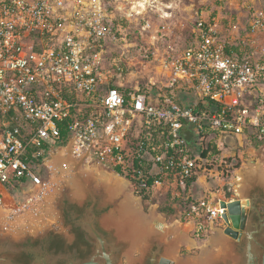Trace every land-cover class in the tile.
<instances>
[{"label":"built area","instance_id":"2783aa9c","mask_svg":"<svg viewBox=\"0 0 264 264\" xmlns=\"http://www.w3.org/2000/svg\"><path fill=\"white\" fill-rule=\"evenodd\" d=\"M220 18L200 12L183 50L153 52L161 77L143 85L112 54L119 28L104 0H0V206L13 188L31 190L26 209L51 192L59 145L174 198L212 174L225 134L240 145L263 140L264 10L251 13L242 41L224 34ZM184 91L193 104L180 102ZM190 124L196 151L182 134ZM189 199L198 237L228 225L220 201Z\"/></svg>","mask_w":264,"mask_h":264},{"label":"rangeland","instance_id":"374dc122","mask_svg":"<svg viewBox=\"0 0 264 264\" xmlns=\"http://www.w3.org/2000/svg\"><path fill=\"white\" fill-rule=\"evenodd\" d=\"M104 1L106 7L115 17L116 27L119 28L118 40L111 45L112 54L118 58V62L121 60V63L128 65L127 79L133 83L141 82L143 85L149 79L156 80L161 77L158 75L157 64L159 63H155L152 59L153 52L163 56L168 51L176 53L183 50L190 40L191 27L200 12H204L205 15L220 16V27L224 34L233 37L235 41H242L248 33L247 26L251 13L257 9L264 10V0ZM170 93L173 95L175 91L170 90ZM154 96L156 98L157 93ZM195 98L194 93L186 91L179 95L180 102L183 101L187 105L193 104ZM155 102L156 100H154ZM193 129L194 125L190 124L182 134L191 149L196 151L197 144ZM243 143V145L238 143V147L235 149L225 147L214 152L209 158L213 175L207 174L208 176L205 178L204 174H201L199 180L191 183L186 192H181L180 197L176 196L177 199H166L159 191L151 195L149 201L144 202L134 192L142 199L146 211L156 205L169 224L175 221L182 223L190 221L185 203L186 197L189 195H192L190 197L194 199L198 196H206L210 203L233 199L245 201L250 198L252 205H245L244 208L245 219L241 228V238L236 240L228 234V245H225L227 248L218 247L220 245L214 248L213 264H236V261L244 254V251L238 248L236 250V247L239 244L245 245L250 235H252L255 245L259 246H257L259 257L262 256L264 250V225H260L264 219V208L260 211L256 207L257 202L262 196L264 197V173L261 174L259 169H256L255 172L253 167V165L264 167V144L257 146L248 139H245ZM70 146L67 144L55 147L51 159L63 148L71 150ZM73 157L74 163L77 164L78 175L81 177L79 178L82 180L81 187H73L67 178H63L61 183L56 185V190L51 192L52 195L48 194L44 196L43 200H40L42 204L38 208H34L32 205L28 209L25 208V203L31 190L22 192L24 188L19 187L10 191L13 200L10 204L7 203L0 208L7 209L14 214H24L28 210L34 209L33 212L37 213L34 219L37 220L35 222L34 219L30 220L27 224L19 226L20 228L15 226L8 228L6 224L0 225V264H19L15 258L21 252L31 255L30 261L26 264H71L77 262L74 260L76 256L72 250L50 251L44 244L45 234L50 231L59 232L66 239L72 240L69 229L75 223L81 226V222L87 218H90L91 224H95L101 239L97 238V240L101 243L103 240L106 241L107 252L115 258L112 263L108 264H160L162 256L171 258L176 261V264H179L180 259L199 256L200 246L209 241L218 229L224 232L225 226L219 223L216 224L217 228L207 231L201 237H198L193 230L190 231V236L198 244L196 247L180 243L173 245L172 236L156 232L151 234V237H146V240L141 241V244L139 243L134 248L132 247L133 241L126 234L118 231L116 227L108 224L107 221L108 217L113 214L120 219L121 216L117 212L124 209V194L121 192L112 194L110 182L101 174V172L115 174V171L109 166L99 164L97 159ZM229 157L241 159L240 167L235 168L228 164ZM83 169H89L90 173H84ZM47 178L54 185V172H48ZM128 190L133 191L131 185L128 186ZM173 191L179 192L176 189ZM76 192L80 193L76 194ZM161 206H172L174 212L163 213L160 211ZM67 208L68 211L64 214V209ZM229 222H233L232 218H229ZM116 225L121 229L120 222H116ZM18 231L19 233L16 235ZM173 246L176 247V252L171 250ZM96 252L101 254V250L92 244L91 251L86 258L94 256ZM228 257H232V260H229Z\"/></svg>","mask_w":264,"mask_h":264},{"label":"bare ground","instance_id":"6f19581e","mask_svg":"<svg viewBox=\"0 0 264 264\" xmlns=\"http://www.w3.org/2000/svg\"><path fill=\"white\" fill-rule=\"evenodd\" d=\"M49 163L52 165L54 172V185L52 190H50L51 192L56 190V185H59L63 178H67L73 187H81L82 180L80 179V175H78L79 173L76 169L77 164L74 163V157L70 148L61 149ZM253 167L254 171L259 169L261 174L264 173V167L262 165H253ZM82 171L87 174L90 173L89 169H83ZM101 174L110 182V191L112 194L120 192L124 194V209L121 212H117L121 218L118 219L113 214L108 217L107 221L109 222L108 224L116 227L118 231L126 234L127 237L133 241L132 247H137L141 241L146 240V237L148 238L151 234L156 232L164 234L165 236H172L173 245L180 243L189 245L190 247L198 246L197 242L190 236V231H192L194 227L193 222L189 221L187 223H182L180 221H175L171 224L167 223L166 219L158 211L156 205L152 206L148 211L145 210L142 199L138 197L134 191L128 190L130 183L125 178L108 172H101ZM51 192H47V194H38L37 197H41L40 200H43L44 196L48 194L52 195ZM79 193L76 192V194ZM40 200L34 202V208H38L42 204ZM228 209H230V205L227 207V210ZM33 211L34 209H30L24 214H14L7 209L0 208V225L6 224L8 228H12V226L20 228L19 226H22L24 223L27 224V222H30V220L35 218L37 213ZM36 220L37 219H34V222ZM116 222L121 223V229L116 225ZM230 224L233 225V222ZM18 233L19 231L16 235H18ZM225 234L226 233H224L223 230L218 229L217 233L213 235L209 241L200 246L201 253L199 256L180 259L179 264H213L214 260L212 255L215 251L214 248L218 245H220L218 247L227 248L225 245H228V234ZM171 250L176 252V247L173 246ZM228 258L229 260H232V257Z\"/></svg>","mask_w":264,"mask_h":264},{"label":"flooded vegetation","instance_id":"af4514ba","mask_svg":"<svg viewBox=\"0 0 264 264\" xmlns=\"http://www.w3.org/2000/svg\"><path fill=\"white\" fill-rule=\"evenodd\" d=\"M248 206H250V205H248ZM243 207L245 208V205H243ZM256 207H258L260 211H261L262 208H264V197L263 196L257 202ZM67 211H68V208L64 209V214L67 213ZM91 222L92 221L90 220V218H87L86 220L81 222V226L82 227L78 226V224L75 223L72 226V228L69 229V233L72 235V240H70L69 238L66 239L62 233L50 231V232L45 234L46 237H45V240H44V244L46 245V247L50 251L65 252L67 250H72L73 252H75V256L76 257H74V260H77V262H72L71 264H82L83 262L90 261V260H93V261H95L98 264H101V263H104V264L112 263L115 260V258L110 256V254L107 252V242L106 241L104 242V240H103L102 243H101V241L97 240V237L92 235L84 227L85 223L89 227V224ZM260 225L261 226L264 225V219H263V222ZM251 236L252 235H250V237ZM55 240H59L62 243V248L52 247V242L55 241ZM247 241H248V239H247ZM247 241H246L245 245L239 244L236 247V250L238 248L241 251H244L245 247L247 246ZM252 243H253V246L258 249L259 246L255 245L253 239H252ZM92 244H95L97 249L101 250V254L96 252L94 254V256H90V257L86 258L88 256V253H90V251H91ZM99 245L101 247H98ZM263 256H264V250H263V253H262L261 257H259V255H258L259 264H263ZM30 258H31L30 254H28L26 252H21L20 254H18L16 256L15 261L17 263H19V264H26V263H28L30 261Z\"/></svg>","mask_w":264,"mask_h":264},{"label":"water","instance_id":"95a60500","mask_svg":"<svg viewBox=\"0 0 264 264\" xmlns=\"http://www.w3.org/2000/svg\"><path fill=\"white\" fill-rule=\"evenodd\" d=\"M223 141L231 149H235L238 147V139L232 133L225 134L223 137ZM115 174L121 177L119 173L115 172ZM220 204L224 208H227L230 204V209H228V212L224 214V218L228 222V225L224 228V233L231 235L233 239L236 240L240 239L242 235L241 228L245 219V211L243 205H251L252 204L251 199L248 198L245 201H242L241 199H233L231 201L221 200ZM229 218H232L233 225L230 224ZM84 227L92 235L100 239L99 233L93 224L90 223L88 227L85 223ZM98 247L101 246L99 245ZM256 249L257 248L253 246L252 236H251L247 241V246L245 247L244 254L236 261V264H259ZM82 264H98V263H96L93 260H90L83 262ZM160 264H176V261L171 258L162 256L160 259ZM263 264H264V256H263Z\"/></svg>","mask_w":264,"mask_h":264},{"label":"trees","instance_id":"16d2710c","mask_svg":"<svg viewBox=\"0 0 264 264\" xmlns=\"http://www.w3.org/2000/svg\"><path fill=\"white\" fill-rule=\"evenodd\" d=\"M236 49H237V47H236ZM247 132H249V131H247ZM62 133H63V139L66 140V138H67V131L63 129ZM251 142H253L255 145L258 146V145L264 144V139L263 140H260L257 137H254V138H252V141ZM215 152H217L216 149H215ZM205 155H206V153H204V156ZM227 163L228 164H231L232 167L239 168L240 165H241V159H239L238 157H229L227 159ZM114 170L117 173H121L122 174V171L120 169L115 168ZM127 178L130 179V180H132V188H133V190H135V193L138 196H140L143 199L144 202L145 201H149L151 195L147 194L145 192V190L139 189L138 185L135 183V181L133 179H131V177L129 175L127 176ZM163 195H164V197L166 199L172 198V196H171L170 193L163 194ZM172 199H177V197H174ZM192 200L193 199L186 200L185 203L186 204L187 203H190ZM10 203H11V200H10ZM160 211L163 212V213H172V212H174V208L172 206H164V207L161 206L160 207ZM52 247L62 248V243L59 240H55V241L52 242Z\"/></svg>","mask_w":264,"mask_h":264},{"label":"crops","instance_id":"0c3cea01","mask_svg":"<svg viewBox=\"0 0 264 264\" xmlns=\"http://www.w3.org/2000/svg\"><path fill=\"white\" fill-rule=\"evenodd\" d=\"M189 196H192V195H189ZM204 197H206V196H198V197H196L195 199L204 198ZM220 201H221V200H220ZM213 203H215V202H213Z\"/></svg>","mask_w":264,"mask_h":264}]
</instances>
